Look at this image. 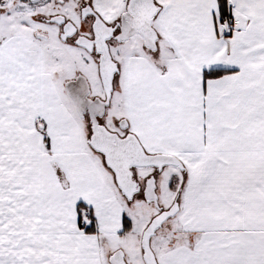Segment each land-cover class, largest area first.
I'll return each mask as SVG.
<instances>
[{
	"label": "snow or ice",
	"instance_id": "6c2138e0",
	"mask_svg": "<svg viewBox=\"0 0 264 264\" xmlns=\"http://www.w3.org/2000/svg\"><path fill=\"white\" fill-rule=\"evenodd\" d=\"M0 264H264V0H0Z\"/></svg>",
	"mask_w": 264,
	"mask_h": 264
}]
</instances>
